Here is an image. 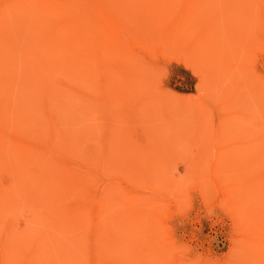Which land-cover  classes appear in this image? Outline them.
<instances>
[{
    "label": "rangeland",
    "instance_id": "1",
    "mask_svg": "<svg viewBox=\"0 0 264 264\" xmlns=\"http://www.w3.org/2000/svg\"><path fill=\"white\" fill-rule=\"evenodd\" d=\"M165 1L171 11L140 28L155 40L153 50L131 42L120 47L117 34L106 42L110 29L96 26V12L88 7V24L97 31L84 65L98 73V85L85 76L89 86L76 90L92 96L81 115L54 106L53 113L69 118L52 127L39 111L42 102L15 106L36 117L31 125L7 126L14 138L0 141V264L86 263L66 252L85 237L76 213L88 207L92 231L93 201L108 200L111 188L118 197L101 222L125 260L145 263L140 248L168 247L171 242L159 236L171 228L189 264H264V0ZM165 1L119 3L134 5L131 18L141 6ZM81 4L0 0V10L32 8L28 19L55 43L50 48L23 29L19 17L2 30L14 41L12 47L0 44L9 70L31 78L34 70L54 74L80 65L65 60L69 38L43 17L52 11L62 25L74 23ZM39 10L42 19L36 20ZM42 74L43 86H52ZM31 127L43 138L27 136ZM53 129L58 137L51 139Z\"/></svg>",
    "mask_w": 264,
    "mask_h": 264
},
{
    "label": "bare ground",
    "instance_id": "2",
    "mask_svg": "<svg viewBox=\"0 0 264 264\" xmlns=\"http://www.w3.org/2000/svg\"><path fill=\"white\" fill-rule=\"evenodd\" d=\"M94 1L95 0H81L82 4L80 8L77 10V12L76 10L73 12V14L78 15V18L74 23L66 24V22H64V25H62L58 20H56L59 15L52 11L49 12L48 16L43 17L44 21L46 22H48L49 18H51L56 28L60 29L63 35H67L71 45V48H66L67 54L70 56L69 60L72 59L74 62L76 61L80 63V65H78L72 62V60L69 61L67 60L68 58H66L65 60L67 62L75 64L74 67L71 66V68H73L72 70L68 69L67 71H63L61 69L56 71L54 74L43 73L46 74L45 78L47 76L48 79H52V86H43V81L40 80V78L44 77L41 76L42 73H38L34 70L32 72L31 78L29 77V74H27L29 76H26V74L23 76L18 73H14L8 68L10 67V64H7L3 58H0L1 62L6 63V65L0 63V141L14 138L15 133H11V126L20 127L23 123L25 125H31L34 122L33 118L36 117V114L23 112L24 110H21L22 112H20V109L17 110V108H15L19 101L28 102L32 106H36V103L42 102L44 104V108L42 111H39L44 119L50 121V125L52 127L55 126L56 122L67 121L69 118V115L68 117H63L58 115L56 112L53 113L52 107L60 105L61 108L63 107V111L65 110V112H68L69 114L70 107H72L76 113L81 115L80 112L85 108V103L90 100L92 101V96L90 94H87L86 97L82 93L76 91L77 89L81 91L82 87L89 86L86 80L87 77L88 81L92 83L91 86L98 85L94 81L98 78V73L93 71L90 73L87 72L86 68L88 66L84 65V50H86V46L88 44L91 46L92 36L97 31L92 29L91 26L93 23L88 24L90 21L87 13L88 7L95 10L96 12L91 16V21L93 16L96 15L97 19L94 20V24L96 26L102 27V30H104V28L110 29V33L104 32L106 35L104 36V40L106 42H109L110 39H117V35H119L121 36L119 39L120 47H127L129 42H131V44L133 43L141 47H146L148 50H153L156 47L155 40L149 37L147 33L142 32V29L140 28L143 26L149 27L151 23H157L160 19L165 17L164 13L171 11V8H173L171 5H168L169 1L166 3L165 0H162L165 1L163 3L159 2L157 6L151 5L152 3H148L146 6H141L142 13L136 14V17L129 18L130 14L128 11L133 9L134 5L124 7L120 5V0ZM146 1L151 2L152 0ZM257 2L258 1L256 0V3ZM95 3H98L99 6H97ZM242 6L248 10V15H246L252 18L253 11H251L245 4H242ZM262 7V4L260 5L258 3L256 5L257 9H262ZM2 9L4 10H0V12L3 13L2 17L0 18V44L7 45L9 47L14 45V41L12 39L5 38L3 36L2 30L9 28L10 25L16 23L15 21L16 19H19V17L22 19L21 24L23 29L25 28L34 31L36 38L37 35L41 36L50 48H52V45L55 44H51L50 39L46 38L49 36L47 32L45 35L38 33L40 30L37 29V27L41 26L38 25L36 21L32 22L30 19H28L33 14L32 8L24 5L17 10H11L9 6L4 8L2 7ZM252 10L255 11L256 9L252 8ZM42 15L43 11L39 10L36 20H41ZM162 22H164V20ZM263 23L264 21L261 22V26L259 27L262 34L261 45L259 47L264 46ZM100 31L101 30H99V32ZM100 36V40L102 41V34ZM31 38L34 39L33 35H31ZM74 46H78L81 50L77 53H74ZM1 54V57H3L7 54V52L1 51ZM57 59L61 58L57 57ZM144 73L146 74V71ZM149 73L150 72H148V74ZM85 76H87L86 79H84ZM24 81H27V84H29V81H31V85H25L24 87L20 86V82ZM66 97L68 100L65 101L64 99ZM78 118L80 119V117ZM27 136H31L32 139L33 137L35 139H39L43 138V133L39 135V133L31 127ZM49 137H51V139L57 138L58 133L53 129V132L49 134ZM76 178L78 179V176H76ZM80 178L84 179V177ZM262 184H264V182ZM84 185H89L87 183V177L84 180ZM256 188L257 190L259 189L258 186H256ZM119 194H121V192H119ZM156 194L159 193L157 192ZM117 195L118 193L115 188H111L109 189L110 198L108 200L105 201L106 195H103L93 201L96 205V208L93 214L95 223H93L94 229L92 231L88 230L89 228L87 227V225L90 223V218L86 215L88 207L84 205L83 211L79 210V212L76 213L81 222H83L86 233L85 237H81L80 240L76 243H73L70 248L66 246V252H69V256L74 259L73 261H75L77 258L79 259L80 254V256H82L86 261L84 264H134L131 260H125V258L121 257L120 248L117 246L116 242L111 240L113 238V235L110 233L111 231H108V229L105 228V224L101 222L103 216L105 217L108 215V208H110L111 203L117 200ZM155 217L162 220V216L160 217L156 215ZM262 223L263 225L261 226V230H264V220H262ZM162 235H164V237L168 239V242H171V244L168 247L162 248L156 245H147L145 248H140V251L145 253L144 256H147V258L144 260L145 263L143 264H189L190 260L187 261L188 259L186 258L188 257L189 252L186 251L187 249L184 250L176 244V241L172 238L171 228H167V230H165V232H163V234H161L159 237ZM159 237H156V239Z\"/></svg>",
    "mask_w": 264,
    "mask_h": 264
}]
</instances>
